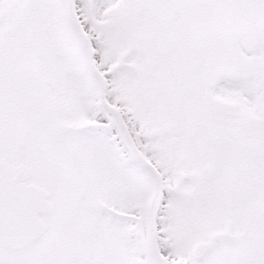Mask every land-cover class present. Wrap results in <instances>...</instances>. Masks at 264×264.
Masks as SVG:
<instances>
[{
  "label": "snow or ice",
  "instance_id": "snow-or-ice-1",
  "mask_svg": "<svg viewBox=\"0 0 264 264\" xmlns=\"http://www.w3.org/2000/svg\"><path fill=\"white\" fill-rule=\"evenodd\" d=\"M0 264H264V0H0Z\"/></svg>",
  "mask_w": 264,
  "mask_h": 264
}]
</instances>
